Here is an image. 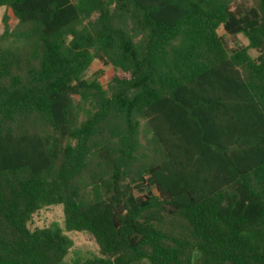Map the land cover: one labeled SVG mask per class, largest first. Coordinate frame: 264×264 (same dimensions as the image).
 <instances>
[{
	"label": "trees",
	"instance_id": "obj_1",
	"mask_svg": "<svg viewBox=\"0 0 264 264\" xmlns=\"http://www.w3.org/2000/svg\"><path fill=\"white\" fill-rule=\"evenodd\" d=\"M0 8V264H264V0Z\"/></svg>",
	"mask_w": 264,
	"mask_h": 264
},
{
	"label": "rangeland",
	"instance_id": "obj_2",
	"mask_svg": "<svg viewBox=\"0 0 264 264\" xmlns=\"http://www.w3.org/2000/svg\"><path fill=\"white\" fill-rule=\"evenodd\" d=\"M7 13L10 17L12 13L5 9L0 8V32L4 30L3 17ZM15 19L11 17L10 25L14 26ZM222 33V31H221ZM240 43L247 44L248 40L244 35L239 36ZM111 66H104L100 62L96 61L89 71L86 73V78L89 80L96 79L104 86L108 84L111 77ZM64 209L62 205L51 206L44 208L33 215V218L29 224L31 229L45 227L52 223H58L62 227L64 226ZM67 234L74 240V247L65 259V264H72L76 259H83L89 256L98 255L99 247L93 236L87 232H67Z\"/></svg>",
	"mask_w": 264,
	"mask_h": 264
}]
</instances>
